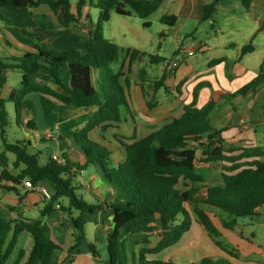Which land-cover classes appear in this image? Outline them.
Listing matches in <instances>:
<instances>
[{
	"label": "trees",
	"instance_id": "trees-1",
	"mask_svg": "<svg viewBox=\"0 0 264 264\" xmlns=\"http://www.w3.org/2000/svg\"><path fill=\"white\" fill-rule=\"evenodd\" d=\"M162 4L163 0H77L73 10L71 0H0V9H33L48 5L55 14H61L65 26L74 28L85 17L90 24L84 30L86 42L83 50H53L46 43L28 40L18 31H11L31 51L11 62L0 57V136L4 148L0 155L3 168L1 180L10 181L14 185H20L24 180L35 186L44 184L52 193V199L41 211L39 219H12L10 213L16 210L15 207H9L3 212L0 221V264H11L24 233H29L33 238L25 264H57L54 257L62 247L51 237V228L46 218L55 205H60L62 198L69 202L68 206H62V211L69 215L70 225L78 234H75L69 254L77 251L86 239L85 223L88 215L109 207L112 228L107 238L108 256L105 264H129V236L151 234L156 230L164 232L165 238L155 248L141 250L135 258L139 256L140 264H175L172 261L147 260L146 256L158 255L173 247L190 230L188 205L192 208L196 222L215 245L232 257L238 256L235 249L228 252L224 248L220 241L221 232L215 226L208 209L228 215L229 221L223 219V227L228 230H234L239 225L237 218L258 214L264 207V150L225 149L223 140L217 138L220 131L212 125V116L217 108L214 101L198 107L195 91L192 103L186 105L178 117L142 138H134L132 143L119 141L125 154L118 166L113 165L112 152L103 144V140L95 136L98 130L105 132L120 123L123 110H129L127 79L122 81L123 74L120 71L114 72L112 68L113 64L119 62L121 49L104 37L100 30L101 22H108L112 12L121 16H131L134 12L146 19ZM86 7L100 11V22L96 27H91L93 23L90 15L84 14ZM216 11L215 4L204 6L202 20L212 19ZM0 20L5 21L1 12ZM161 21L174 26L177 17L165 15ZM144 26L149 27L150 23L145 22ZM253 51L252 40L241 48L242 55ZM138 54L137 50L128 49L129 63ZM152 60L158 62L161 58ZM63 67H66L68 83L62 78ZM9 69L20 71L22 79L8 98H2ZM40 73L52 79L56 88L38 80L37 75ZM163 81L155 82V88L162 87ZM262 84L264 64L258 77L236 95L254 91ZM31 93L48 96L66 109L96 108L87 122L72 132L73 142L85 159V164L73 163L65 155L62 156L65 159L64 165L53 161L51 157L41 163L39 154L32 153L28 143L7 141L6 132L11 120L6 105L14 104L17 116L21 117L24 100ZM147 106L150 108L155 105L147 102ZM26 125L29 128L33 126L31 122ZM203 139L209 141L208 149L211 150L202 152V158L199 159L198 149L191 148L190 143ZM200 144L204 146L202 142ZM8 153L15 156L13 169L23 167L16 176L6 170ZM215 161L223 164L222 184L202 189L198 184L204 182V177L196 172V166L198 162L208 164ZM89 165L101 169L103 180L113 191L107 194L108 199L102 203L87 202L78 194L77 186L73 185L72 169L76 167L84 170ZM199 195L203 197L200 200L197 199ZM74 212H78V215L73 216ZM87 246L94 258L99 256L96 245L87 243ZM24 255V251L20 250L13 264H21ZM135 258H132L133 264ZM200 264L232 263L229 259L203 257Z\"/></svg>",
	"mask_w": 264,
	"mask_h": 264
},
{
	"label": "rangeland",
	"instance_id": "rangeland-1",
	"mask_svg": "<svg viewBox=\"0 0 264 264\" xmlns=\"http://www.w3.org/2000/svg\"><path fill=\"white\" fill-rule=\"evenodd\" d=\"M44 8L49 7L45 6ZM86 10L90 12V17L93 23L91 27H96L100 22V11L94 7H86ZM0 12L5 19V21L0 20V38H5V42H3V44L0 43L1 57L4 55L11 57L12 54H14L15 57H21L24 55L25 51L17 48H20V46L25 48V45L23 47V44L19 43L14 38L11 31L19 30L23 34H27L29 31L28 28L30 27L38 31L40 34L41 32L45 33L41 35L45 40L49 41V44L47 45L50 49L57 51L84 49V38L73 35L71 31L64 29V27L59 30L50 29L43 31L41 27L46 26L48 21L39 15V11L37 10L17 8L0 9ZM165 15H176L178 17L177 23L174 26L162 23L161 19ZM145 22H149L150 26L145 27ZM193 22L194 21L191 20L189 23L184 24L185 20L179 12V0H163L161 7L146 19L139 17L134 12H132L131 16H121L112 12L108 22H101L100 30L104 37L117 44L121 49L119 62L112 66L113 71H120L123 74L122 81L127 79L128 82L129 97L132 95V97L136 98L134 102L130 100L131 114L134 116H132L128 110L124 109L122 113V121L119 124H114L112 128L105 132L98 130L95 134V136H105L107 138V140L103 141V144L112 152L111 159L115 163V166H118L122 155L125 154V149L119 141L126 144L132 143L134 138L139 139L151 131L162 127L179 112L177 110L169 113L163 111V105L166 102L173 101V104L175 103L174 106H176V102L175 99L173 97L171 98L167 93L164 86H158L155 88V82L164 80V78H166L164 77V72L166 70L169 72L172 67L176 68L177 66L178 74L176 76L179 77L184 73L182 66L185 62L187 63V61H192L197 58L196 55L198 52L194 53L195 55L193 52L197 51L200 43H208L212 46L215 44L216 46L221 45L223 38L221 37L217 26L214 25L212 27V22L210 20L201 21L198 19L197 25ZM87 24L88 23L86 22V25ZM48 25L51 26L50 22ZM194 29H196V31L192 32ZM8 41L17 48L11 47V44H8ZM240 41H242L244 45L250 43L243 38ZM128 49L137 50L139 52L130 63L127 56ZM222 50L223 49H220V51ZM226 50L232 55L237 53V49L231 47H227ZM258 50H262V52H258V55H264L263 47H258ZM190 51H193L192 54L189 53ZM157 57L161 58V60L158 62L152 60V58ZM166 76L168 75L166 74ZM18 77H21L20 72H8V82L5 86V90H8ZM62 78L68 80L66 67H63L62 69ZM37 79L56 86L53 80L48 78L44 73L38 74ZM165 80L163 83L166 87L178 86V79H175L173 76H170V78L167 77ZM131 88L134 90L133 93ZM172 91L174 92V90ZM135 92H137L138 96L142 94L143 98H138ZM196 94L199 95V90H197ZM36 96L43 98L42 101L45 103H41L40 100L36 99ZM168 96H170V98ZM27 101L28 105L23 108L26 112V117L30 116L33 117V120H36L37 130L39 132L38 136H43L47 129H52L54 131L55 127L58 128L57 132H60V134L66 126H71L73 130L82 127L91 116V113L95 110V107L62 109L60 105H57V102L54 99L40 93L29 95L25 102ZM147 102H151L155 106L149 108ZM54 105H57L58 107H54ZM6 110L11 120L10 126L7 128L6 132L7 141L9 143H15L16 141H23L28 137V139L33 142V136L27 135L28 133H26V130L22 129L23 119L22 117L17 116L14 104L8 103L6 105ZM56 124L58 125L56 126ZM212 125L214 126L213 121ZM61 128L63 130H61ZM67 133H70L68 129ZM113 135L116 136L117 140L111 138ZM56 139L42 141L39 138L37 140L38 144L36 150L39 154V160L41 163H45L54 153L59 154V156L64 154V152L60 150ZM202 143L204 146H202L200 142L192 141L190 143L191 148L198 149L199 159L202 158V152L211 150L208 149L209 141L204 140ZM69 144L72 145L71 140H69ZM1 148L2 139L0 136V151ZM120 152H122V155ZM203 157L205 156L203 155ZM202 165L206 166L196 168V172L205 174V178L204 182L198 184V186L200 185L202 189H206L209 186L222 184V162L215 161L209 162L208 164H203L202 162ZM89 167L91 168L92 166L89 165ZM79 184V178H73V185L78 186V193L84 195L86 201L94 203L95 200L86 197L85 190L80 187ZM202 198V195L197 197L198 200ZM60 202V208H57L55 205L58 210L62 209V206H68L69 203L66 198L60 199ZM186 207L190 213V230L183 235L182 239L176 245L164 250L160 257L156 255L158 258H163V261H172L175 264H200V260L203 257H211L213 259L224 258L227 260L228 257H231L234 261V263L231 262L232 264H264L263 257L259 256L257 258L256 253H248L250 249L253 250L258 248V245H262L263 247L261 248H264V231L262 232L249 225H242V222H248L249 218H237L239 225L234 230H228L223 227V219L229 221V218H227L228 215L220 211L208 209V213L215 226L221 232L220 241L224 245V248H226L228 252H230L232 248L237 251L238 256L232 257V255L215 245L206 232L200 227L199 223L196 222L192 213V208L188 205H186ZM262 209H264V207ZM75 214L78 215V212H75ZM97 219V212L89 214L87 217L85 223L86 239L79 247L81 254L85 250L84 247L86 243H94L100 252H104L106 249L105 245H102L103 237L105 236L104 228L97 224ZM55 222L63 227L65 236H69L70 240H73L72 236L69 234L70 230L73 229L70 225V220L67 221L64 226L60 219ZM256 230L258 232H256ZM253 231L257 233L256 237L252 235ZM164 238L165 234L161 230H156L151 234H133L129 236V264H133L132 258H135L136 254H139L141 250L155 248ZM134 252H136V254ZM138 257L137 259L135 258V264H140ZM75 262L76 264H86L82 257H79ZM62 264H74V262H71V259H68V261L62 262ZM93 264L101 263L94 261Z\"/></svg>",
	"mask_w": 264,
	"mask_h": 264
},
{
	"label": "crops",
	"instance_id": "crops-1",
	"mask_svg": "<svg viewBox=\"0 0 264 264\" xmlns=\"http://www.w3.org/2000/svg\"><path fill=\"white\" fill-rule=\"evenodd\" d=\"M71 3L73 4V10H75V4L77 3V0H71ZM210 4H215L217 6V11L213 18L210 19V21L212 22V27L214 25L217 26L221 37L223 38L222 43L220 46H216V44L212 46L208 43H200L196 52L190 51L193 52V54L198 52L196 55L197 58L193 59L192 61H187V63L185 62V64L182 66L184 69V73H182L179 77L176 76L178 74L177 66L176 68L172 67L169 72L168 70L164 72V77H166L164 78V80L167 79V77L170 78V76H173L175 79H178V86L166 87L163 83V86L167 93L171 96V98L173 97L176 102V106H174L175 103L173 104V101L166 102L163 105V111L169 113L175 112L177 110L179 112L175 117H178L184 110V107L192 103L194 99L193 92H197V90H199V95L197 94L198 107L204 106L209 101H214L217 105L216 111L212 116L214 124L213 127L215 130L220 131V134L217 136V138H221L223 140V146L225 147V149L259 148L264 150V84L256 88L254 91L236 95L238 91H240L242 88L250 84L258 77L260 68L264 64V55H258V52H262V50H258V47L264 48V0H179V12L185 20L184 24H187L192 20L194 21L193 23L197 25L198 19L203 21L202 14L204 6ZM45 6L48 5H41L37 8H33L34 10L39 11L38 14L44 17L48 21V24L49 22L51 24V26L47 24L46 26L41 27L43 31L50 29L59 30L64 27V29H68L69 31H71L73 35L84 38V42H86V38L84 37V30L89 27L88 25H90L86 17L82 19L81 24L77 25L76 27H68L65 26L61 14H55L49 6L48 7L50 9L44 8ZM84 14L90 15V12H88L85 8ZM86 22L88 23L87 25ZM79 27L83 29H80ZM28 30L29 31L27 34H23L19 30L18 33L28 40L41 41L42 43L49 44V41L45 40L42 36L45 33L41 32V35L38 31L31 27L28 28ZM195 31L196 29H194L192 32ZM242 38L244 40H248L249 42L251 40L253 41V45L255 44L253 52L247 53L245 55L241 54V48L245 46L244 43L240 41L242 40ZM3 42H5V38H0V43L3 44ZM8 44L11 43L8 41ZM10 46L15 47L12 44ZM227 47L237 49V53H235V55H232L228 50H226ZM17 49L25 51V53L31 51V49L27 46H25V48H22L20 46V48ZM220 49L223 50L220 51ZM1 58L6 60V62H11L12 59H16L18 57H15L14 54H12L11 57L4 55ZM10 71L20 72L18 70L9 69L6 72V78L8 72ZM20 74L21 77L15 79L13 85L8 90H5V86L8 82L7 78L6 84L1 93L2 98L9 97L12 89L22 79V73L20 72ZM166 74L168 76H166ZM64 82L68 83L69 78L68 80L65 79ZM50 86L56 88V86ZM172 90H174V92ZM131 91L133 93V88H131ZM135 93L138 98H143L142 94L138 96L137 92ZM129 95L130 94L128 93V111L131 114L130 100L134 102L136 98L132 97V95L131 97H129ZM170 96L168 97L170 98ZM36 97V99L40 100L41 103H45L42 101L43 98H40L39 96ZM25 101L26 99L24 100L23 107L28 105V101ZM57 105L59 106L58 103ZM57 105H54V107H58ZM21 117L23 119L22 129L26 130V133H28L27 135L33 136V142H31L28 137L23 140L24 142L28 143V146H30V151L32 153H38L36 150V146L38 144L37 140L39 138L42 141H45L54 140L58 137L56 139L58 142V146L60 150L64 152V154H62L61 156L65 155L73 163H77L79 165L85 164V159L81 155L80 150L73 142V129L71 126H66L65 128H63L64 130L61 128V130H63L61 131V134L60 132H57L58 128L55 127L54 131L52 129H47V131L44 132L43 136H38L39 132L37 130L36 120L34 119V121L32 119L33 117L30 116L26 117L24 108L22 110ZM173 118H171V120ZM28 122H31L33 124L32 128L27 127L26 124ZM57 125L58 124H56V126ZM66 128L68 129V131H70V133H67ZM98 138L103 141L107 140L105 136H101ZM111 138L117 140L115 135H113V137ZM69 140L72 141V145L69 144ZM204 140L206 141V139H203L200 142H204ZM3 151L4 148L2 145L0 155ZM120 153L122 155V152ZM236 153L237 152L232 154ZM56 154L57 153H54L53 155ZM12 155L13 154L11 153L7 154L9 162L6 170L9 172V174L16 176L23 169V167H20L19 169H13L12 164L15 161V156ZM123 159L124 155H122L121 161ZM113 165L115 166L114 162ZM90 166L92 167L90 168L88 166L86 169H84L86 173L84 184L79 185L85 190L86 197L95 200L94 203L90 201L87 202L91 204L102 203L106 199H108L107 194L113 191L103 180V174L99 167L95 165ZM205 166L206 165H202L201 162H198L196 168ZM2 170L3 168L0 165V176L2 174ZM71 173L73 174L74 178H79L78 172ZM201 175L205 178V174ZM80 196L84 198V195L81 194ZM46 205L47 202L37 191H30L27 188H24L22 186V183L20 185H14L10 181L1 180L0 177V221L3 212L7 211L9 207H15L16 209L14 212L10 213V217L12 219H16L17 217H22L29 220L39 219L41 211ZM262 208L258 211V214L256 216L248 217V222H242V225H249L252 228L254 227L263 232L264 209ZM97 213V224L101 225L104 228L105 236L103 237L102 245H105L106 249L104 252H100L97 249L99 256L94 258L88 249L87 243L84 247V252L81 254L79 247L84 242L79 245L77 251L69 254V249L73 246L74 237L77 233L73 229L70 230L69 234L72 236L73 240H70L69 236H65L63 227H61V225H58L55 221L60 219L62 225L64 226L66 222L69 221V215L66 212L62 211V209L58 210L56 209V207H53L51 213L46 218V222L51 228V237L62 247V250L58 251L54 257L57 264H62V262H66L68 261V259H71V262H74V264H76L75 260H78L79 257H82L86 264H93L94 261L105 264L108 256L107 238L108 233L112 228V216L110 215L109 207H106L103 211ZM73 216H77L75 212ZM251 227L250 229L252 230ZM256 232L258 231L256 230ZM256 232H252V235L254 237L257 236ZM32 245V236L29 233L22 234L17 248V253L15 254L11 264H13V262L16 260L20 250H23L25 253L21 264H25L30 254ZM261 247L263 246L258 245V248L253 250L250 249L248 253H256L257 258L261 256L264 259V248ZM134 253L136 254V252ZM161 254L162 252L157 256L160 257ZM155 256L156 255H147L146 258L147 260H163V258H158L157 256ZM228 259L232 263H234L231 257H228Z\"/></svg>",
	"mask_w": 264,
	"mask_h": 264
},
{
	"label": "built area",
	"instance_id": "built-area-1",
	"mask_svg": "<svg viewBox=\"0 0 264 264\" xmlns=\"http://www.w3.org/2000/svg\"><path fill=\"white\" fill-rule=\"evenodd\" d=\"M190 54H192V52H190ZM51 158H52L53 161H55V162H57L59 164L64 165V163H65V159L62 158V156H59L58 154L53 155ZM72 172H78L80 184H84V178H85V174H86L85 171L84 170H78L75 167V168L72 169ZM22 186L24 188H27L30 191L31 190L37 191L43 197V199L46 202H50L51 199H52V193H51L50 189L46 185L35 186V185L31 184L30 181L24 180V181H22ZM56 207L60 208V205L57 204Z\"/></svg>",
	"mask_w": 264,
	"mask_h": 264
}]
</instances>
